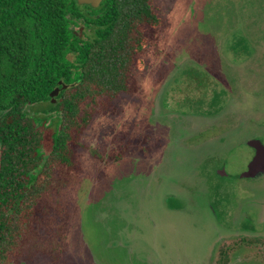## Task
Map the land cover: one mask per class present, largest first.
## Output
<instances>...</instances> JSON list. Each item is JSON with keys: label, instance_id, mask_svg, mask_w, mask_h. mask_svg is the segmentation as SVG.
Instances as JSON below:
<instances>
[{"label": "rangeland", "instance_id": "obj_1", "mask_svg": "<svg viewBox=\"0 0 264 264\" xmlns=\"http://www.w3.org/2000/svg\"><path fill=\"white\" fill-rule=\"evenodd\" d=\"M150 4L129 92L55 168L14 264H264V177L239 178L264 145V0Z\"/></svg>", "mask_w": 264, "mask_h": 264}, {"label": "trees", "instance_id": "obj_2", "mask_svg": "<svg viewBox=\"0 0 264 264\" xmlns=\"http://www.w3.org/2000/svg\"><path fill=\"white\" fill-rule=\"evenodd\" d=\"M150 1L103 0L87 9L76 0H0V264L22 255L55 168L74 165L93 116L129 92L130 69L146 46L142 26L159 25ZM80 26L91 34L79 39L72 29ZM261 66H254V84L264 79ZM41 103L46 111L33 109ZM53 119L52 149L44 154Z\"/></svg>", "mask_w": 264, "mask_h": 264}, {"label": "water", "instance_id": "obj_3", "mask_svg": "<svg viewBox=\"0 0 264 264\" xmlns=\"http://www.w3.org/2000/svg\"><path fill=\"white\" fill-rule=\"evenodd\" d=\"M76 2L79 6L89 5L92 8H97L102 2V0H76ZM61 84L62 82H59V85ZM61 88L65 89L66 86L61 85ZM59 91H60L59 87H56L49 94L52 103H55V98L57 97ZM245 145L253 150L254 156L252 160L248 163L245 171H243L239 175V178L247 181L259 180L264 177V145L257 138L247 140L245 142ZM217 174L222 177L227 176V174L223 169H219L217 171Z\"/></svg>", "mask_w": 264, "mask_h": 264}, {"label": "flooded vegetation", "instance_id": "obj_4", "mask_svg": "<svg viewBox=\"0 0 264 264\" xmlns=\"http://www.w3.org/2000/svg\"><path fill=\"white\" fill-rule=\"evenodd\" d=\"M103 1V0H102ZM102 3V2H101ZM100 3V4H101ZM79 6V5H78ZM100 6V5H99ZM98 6V7H99ZM80 7H85V8H92V7H90L89 5H82V6H80ZM86 10V9H85ZM72 31L74 32V33H77V35H78V38L79 39H82L84 36L82 35V32H85V31H89V32H91V28L90 27H88L87 29L84 27V26H80L77 30H75V29H72ZM244 230V229H243ZM212 250V249H211ZM209 259H210V257H209ZM208 262H209V260H208Z\"/></svg>", "mask_w": 264, "mask_h": 264}]
</instances>
